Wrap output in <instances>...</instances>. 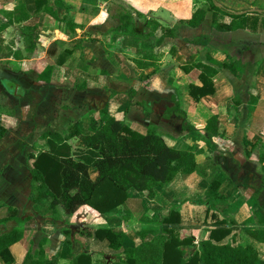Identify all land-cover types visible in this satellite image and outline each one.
<instances>
[{
	"label": "crops",
	"instance_id": "crops-1",
	"mask_svg": "<svg viewBox=\"0 0 264 264\" xmlns=\"http://www.w3.org/2000/svg\"><path fill=\"white\" fill-rule=\"evenodd\" d=\"M190 1L47 0L53 9L49 12L41 5L36 9V0H0V25H5L0 30V108L5 124L0 135V217L7 215L8 205L16 208L19 218L27 217L22 238L11 245L15 260L10 264H20L27 250L41 240L45 255L58 254L59 264H115L122 248H111L107 240L96 237L97 227L124 231V245L139 241V229L157 233L163 227L178 228L193 237V243L184 246L187 255L207 237L210 228H229L226 239L240 228L241 244L257 247L264 264V243L245 231L264 228V63L250 77L253 91L244 102L230 103L242 72L233 73L227 67L218 68L213 76L215 92L195 101L188 85L201 83L200 69L183 67L199 61L217 65L206 57L210 52L207 33L189 39L198 40L192 43L201 44L199 47L205 45L201 49L205 60L186 54L189 45L180 36L183 28L193 33L205 24L215 32L264 30V8H245V3L230 7L222 3L228 0H213L215 5L240 13L245 23V27L219 30L211 24L212 10L205 12L197 26L178 22L202 6L197 4L175 19ZM17 6L29 18L14 20ZM167 19L175 23L167 25ZM155 22L158 26L153 30ZM123 23L124 28H118ZM25 24L35 25L32 48L21 34ZM160 26L175 27L174 35L163 34ZM179 59L185 62L180 65ZM137 61L150 64L142 67ZM47 66H51L49 79L38 78ZM105 105L110 114L124 118L132 128L145 132L153 124L158 133L166 132L170 145L194 151L197 163L206 166V175L178 173L157 188L153 199L130 189L123 203L102 213L83 205L72 214L58 207L54 216L48 207L50 196L39 203L32 201L33 157L29 153L36 155L49 148L43 133L64 135L75 122L89 132L91 120L101 124L105 119L100 113ZM241 108L242 113L238 112ZM211 115L217 116L221 131L209 136L204 126ZM68 142L73 149L82 147L78 137ZM222 148L230 155L226 160L213 155ZM221 164L227 173L214 170ZM90 174L96 176L95 167ZM212 181H218L216 189L211 188ZM171 208L179 211V221L159 222ZM15 224L10 220L0 224V229ZM65 228L69 229V245L63 244ZM82 252L88 258L79 259ZM0 264L7 263L0 257Z\"/></svg>",
	"mask_w": 264,
	"mask_h": 264
},
{
	"label": "trees",
	"instance_id": "trees-1",
	"mask_svg": "<svg viewBox=\"0 0 264 264\" xmlns=\"http://www.w3.org/2000/svg\"><path fill=\"white\" fill-rule=\"evenodd\" d=\"M53 12L47 0H36V9L39 7ZM20 7H15L13 18L16 21L29 18V14ZM212 10L211 24L219 30H231L245 27L240 13H234L215 5L210 1L207 7H198L188 18H180L178 22L191 26L199 25L204 19L205 12ZM17 11V12H16ZM225 16L229 18H225ZM13 20L10 18L9 22ZM256 21H252L255 26ZM0 25V30L4 28ZM118 26V28L123 27ZM158 26L152 24L154 30ZM35 25L25 24L21 34L25 44L32 48ZM163 34L174 35L175 27L160 26ZM205 41L204 39L201 42ZM193 42H198L195 40ZM207 60L219 66L229 68L236 73V68L225 61H218L211 53H207ZM139 66H147L150 62L137 61ZM200 69L198 77L200 84L189 83L188 91L193 100L215 92L213 76L218 68L205 62H193L184 66L185 70L191 67ZM51 66H47L38 78L48 80ZM255 97H251V102ZM106 116L101 124L96 120L88 123L89 132H83L78 122L69 126L64 135L46 131L43 136L48 138L49 148L40 150L33 157L31 169L32 191L29 196L35 203L42 202L50 196L48 207L54 216L58 215V207L65 214H72L81 206H89L98 213L106 212L123 203L130 189L142 193L147 199L157 195V188L171 181L178 173L197 172L206 175V166H201L195 159V153L186 148L170 145L165 136L157 132L155 125L150 124L145 132H140L108 112V106L100 109ZM209 136L221 131V125L216 115H211L204 126ZM4 132L2 128L0 135ZM78 137L82 143L79 149H73L68 140ZM212 145L211 141L207 140ZM213 146V145H212ZM91 167H95L97 174L92 177ZM217 182L211 184L217 188ZM8 213L0 217V224L10 220L16 224L8 230L0 229V257L10 264L15 260L11 245L23 236V223L27 217L17 216L15 207L8 205ZM180 214L177 208H171L159 222H178ZM246 233L258 242L264 243V228H246ZM65 238L63 244L69 245V229H63ZM151 229H139L136 234L139 241L134 244H125V232L110 227H97L94 234L99 239L107 240L109 247L121 249L115 264H263L260 251L252 244L234 243L226 239L229 228L213 227L208 230L206 238L198 242L194 251L187 255L185 245L193 243L190 234H183L178 228L163 227L161 232L152 233ZM149 236V237H148ZM42 240L37 247H31L25 253L20 264H59L58 254L49 257L42 248ZM79 259L88 258L87 253H79Z\"/></svg>",
	"mask_w": 264,
	"mask_h": 264
},
{
	"label": "rangeland",
	"instance_id": "rangeland-1",
	"mask_svg": "<svg viewBox=\"0 0 264 264\" xmlns=\"http://www.w3.org/2000/svg\"><path fill=\"white\" fill-rule=\"evenodd\" d=\"M210 1L213 0H192V2L190 1L188 5H184V8L179 13L175 14L174 17L175 19H177L182 15H187V12H190L191 9L194 8L197 4H201L202 6L207 7ZM177 2H180V0H177ZM222 3L230 7L245 3V8H249V6H260L264 8V0H228L222 1ZM174 23L175 22H170V20L167 19V25ZM209 30L210 27L207 24L203 25L201 28H198L196 32L193 33L188 31L187 28H183V30H181L180 36L183 38V40L186 38L187 44L189 45V49L186 50V54H190L191 52L194 55H198L196 59L205 60L203 56L204 52H201V49L205 50V45L199 47L201 44L192 43L193 41L189 39H196L199 36H197V33H207L209 35V45L208 47L206 46V49H209V53H211V55L218 61H225L226 63L232 64L236 68L237 72H242V75H240V77H237L238 86H236V88L238 89L239 87V89L236 92H232L230 101V103H232L233 105L235 103L240 104L241 101L244 102V100L248 98V94L253 91V87L250 88V77L255 76V73L253 72L257 71L264 63V30L257 29L250 31L245 29H237L232 32H215ZM177 32L179 33V31ZM168 46L169 43L167 42V47ZM179 61L180 65L185 62V60L183 59H179ZM188 63L190 62L187 61L186 65ZM217 68H223V66L217 65ZM226 93H228V91ZM243 109L241 108L238 112L242 113L241 111H243ZM203 117H205V115ZM181 125L183 126L185 124L182 123ZM161 135L165 137L167 136L166 132L164 131ZM77 141L79 142V140ZM4 143L5 142H2L1 144ZM218 149L213 153V155H215L216 157H219V155H221V157H223L225 160L229 158L230 155L227 150H223V148L221 150ZM243 154L244 153H242V155ZM214 159H216L217 161V158ZM219 168L222 169V173H227V169L222 164L218 165V167H215L214 170H219ZM213 182L214 181H212L211 184H213ZM217 184L219 183L217 182ZM131 191L137 192L136 190ZM212 201H214V199L211 200V202ZM242 232L243 230L239 228L238 232H235V234L229 236V239L234 243H244Z\"/></svg>",
	"mask_w": 264,
	"mask_h": 264
},
{
	"label": "built area",
	"instance_id": "built-area-1",
	"mask_svg": "<svg viewBox=\"0 0 264 264\" xmlns=\"http://www.w3.org/2000/svg\"><path fill=\"white\" fill-rule=\"evenodd\" d=\"M4 112L1 110L0 108V132L2 130V128L4 127Z\"/></svg>",
	"mask_w": 264,
	"mask_h": 264
}]
</instances>
